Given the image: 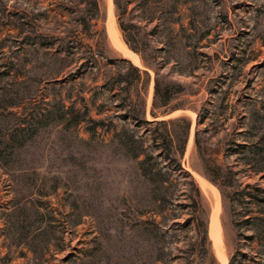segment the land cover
<instances>
[{"label": "rangeland", "instance_id": "374dc122", "mask_svg": "<svg viewBox=\"0 0 264 264\" xmlns=\"http://www.w3.org/2000/svg\"><path fill=\"white\" fill-rule=\"evenodd\" d=\"M94 3L0 0V264H222L194 171L220 191L228 264H264V0H112L141 65ZM157 73L185 85L168 106L148 103ZM176 117L184 153V122L161 152L142 120Z\"/></svg>", "mask_w": 264, "mask_h": 264}, {"label": "trees", "instance_id": "16d2710c", "mask_svg": "<svg viewBox=\"0 0 264 264\" xmlns=\"http://www.w3.org/2000/svg\"><path fill=\"white\" fill-rule=\"evenodd\" d=\"M94 7L95 9H98V3L97 0H95L94 3ZM92 17V15L90 16ZM191 24L194 25V27H196L194 21L191 22ZM119 25L120 28L124 34V39L126 41V43L128 44V46L134 50L135 52H140V47L136 46L130 36L132 37L133 34V30L130 27L129 24H127L126 22H124L121 18L119 19ZM135 26V24H132ZM192 26V30L195 31L196 28H194ZM138 28V26L136 27ZM87 29V28H86ZM130 35V36H129ZM90 36L93 37L94 36V31H90ZM201 37H199L200 39ZM133 70V77L130 78L129 75L127 74H123L121 77V80L123 83L127 84V85H132L135 81H137L138 79H140L141 77V69L134 65L132 62H128ZM155 91H154V106L157 103L158 100H160V102L162 103L163 106H168L169 103L171 102V100L179 94H183L186 91L185 85L181 82H174L172 80H169L168 82L163 81V78L160 77V74L157 73V76L155 78ZM181 106H177L176 108H179ZM198 111V110H197ZM199 113V111H198ZM155 114V113H154ZM155 117H157V115H154ZM93 122L99 123V121L92 119ZM143 123H147V124H154L156 126H163L165 128L164 131H162L159 136L156 137V141L158 139L159 142L157 143V145H159L161 147V152L167 151L168 153L172 154L176 149H175V137L173 135V133L171 132V130L169 129V126L172 122L178 123V122H184V128H183V132L181 135V143H182V148L180 150V153L183 154L184 153V146L186 144L188 135H189V131L191 128V121L188 120L185 117H176L174 119H162V120H155L153 122H150L149 120H142ZM202 118H201V114H199V118H198V128L196 130V136H195V143L197 148L199 149V151L203 154V153H208V149L207 147L204 146V144L201 141L200 138V129H199V125L202 123ZM141 144L144 143L143 141H141ZM144 148L141 147V151H139L137 153V157H139L141 154L144 153ZM170 157V156H169ZM147 158V156H146ZM145 158V159H146ZM144 161V160H143ZM142 161V162H143ZM212 175L214 176H220V172L222 171V167L219 164H213L212 166ZM190 175V174H189ZM210 180L215 181L213 178L210 177ZM199 207L200 209L203 211V213H205V210L203 208V206L201 205V203L199 202ZM199 227L200 231H201V240L202 242L205 241L206 236H207V232H208V220L202 218L201 223L199 222ZM232 264V262L230 263Z\"/></svg>", "mask_w": 264, "mask_h": 264}, {"label": "bare ground", "instance_id": "6f19581e", "mask_svg": "<svg viewBox=\"0 0 264 264\" xmlns=\"http://www.w3.org/2000/svg\"><path fill=\"white\" fill-rule=\"evenodd\" d=\"M108 1V32L111 38L113 45L121 51L126 57L130 58L136 65H141V59L137 52L132 50L124 38L122 37L120 28L116 22L115 15L113 12V5L112 0ZM154 89V82L151 85V91L149 95V104L152 102V94ZM194 136V124L191 129V137L190 141H193ZM194 176L198 180L201 188L204 190L205 193L211 195L214 198V205L213 211L211 215V223H210V234L212 239L214 240L215 248L217 250V255L221 260L222 264H228V257L225 252L222 238H221V231H220V221H219V212H220V191L219 189L213 185L207 178L202 176L200 173L194 171Z\"/></svg>", "mask_w": 264, "mask_h": 264}]
</instances>
